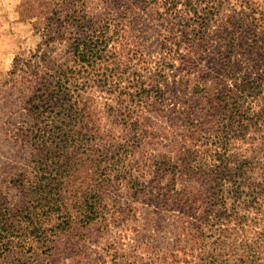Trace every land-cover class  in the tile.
Wrapping results in <instances>:
<instances>
[{"label":"trees","instance_id":"1","mask_svg":"<svg viewBox=\"0 0 264 264\" xmlns=\"http://www.w3.org/2000/svg\"><path fill=\"white\" fill-rule=\"evenodd\" d=\"M144 2L152 11L155 44L148 45L134 31L139 12L133 18L128 8L111 16L74 11L49 24L65 42L69 58L53 64L43 60L36 67L25 64L16 83L27 93L26 119L10 134L29 149L32 166L20 182L25 183V203L0 205V260L15 250L52 251L75 224L87 228L96 223L102 189H117L126 176V185L144 192L145 185L138 190L139 183L126 171L130 154L123 148L158 140L164 149L151 156V165L159 176L167 174L164 189L182 206L171 264L179 261L178 253L183 264H248L244 243L233 237L244 228L246 215L239 211L246 201L228 206L226 195L230 183L239 193L247 172L227 157L226 143L220 153L206 134L222 123L225 112L233 123L231 132L236 124L243 130L255 127L251 119L246 125L236 119L250 89L243 82L236 91L224 85L218 93L201 86L202 76L206 80L216 70L205 65L208 60L221 64L225 76L231 70L229 54L221 52V39L216 40L219 33L209 32L212 10L223 0ZM177 66L200 80L195 88L199 97L176 95L170 105L165 78ZM116 129L126 132L123 143ZM201 139L206 146L213 142L206 158L199 149ZM34 242L40 245L34 247Z\"/></svg>","mask_w":264,"mask_h":264},{"label":"rangeland","instance_id":"2","mask_svg":"<svg viewBox=\"0 0 264 264\" xmlns=\"http://www.w3.org/2000/svg\"><path fill=\"white\" fill-rule=\"evenodd\" d=\"M106 1L113 6L108 7ZM123 8H128L132 17L141 13L133 23L134 31L143 36L148 45L155 44L152 11L144 0H0V205L25 203L21 187L25 183L20 182L32 166L29 149L10 134L26 119L27 93L16 81L23 75L27 63L36 67L43 60L53 64L54 59L69 58L65 42L58 39L50 22L58 17L65 19L74 11L111 16ZM182 8L179 3L178 9ZM140 17L143 18L140 20ZM210 17L209 32L219 33L216 40L221 39V52L229 54L231 70L225 76L221 64L216 67L208 60L205 65L216 70L206 80L202 76L201 81L205 83L201 86L218 93L224 85L236 91L240 83H246L250 90L242 97L244 108L236 119L242 121L239 122L242 125H246V119H251L255 127L243 130L236 124L232 129L235 132H231L233 123L225 112L220 118L222 123L215 124L211 134H206L213 137L215 144H210L213 142L209 140L206 146L201 139L199 149L206 158L210 145L216 149L217 143L218 152L222 153L220 147L226 143L227 157L238 163V167L244 166L242 169L247 174L239 193L234 191L232 183L226 188L228 206L241 203L242 199L246 201L239 211L246 215L244 228L233 237L244 243L248 264H264V0H223ZM186 74L183 67L177 66L166 75L170 105L176 95L185 99L198 96L195 88L200 86V80ZM116 133L123 143L126 132L116 129ZM162 146L155 140L147 145L123 148L130 154L125 160L126 171L139 183L138 190L145 185L144 192L138 194L126 185L128 176L117 189L105 186L101 191V216L96 223L87 228L75 224L52 251L15 250L6 254L0 264H171L168 257L180 239L175 220L182 206L164 189L167 174L162 172L159 176L151 165V156L162 153ZM133 180L130 181L132 188L136 185ZM39 245L33 243L34 247ZM178 255L179 261L175 264H183V254Z\"/></svg>","mask_w":264,"mask_h":264}]
</instances>
